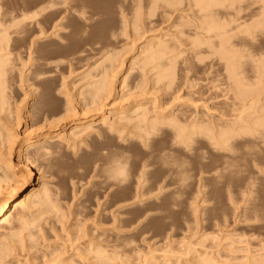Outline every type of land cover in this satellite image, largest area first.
Segmentation results:
<instances>
[{
  "label": "rangeland",
  "instance_id": "rangeland-1",
  "mask_svg": "<svg viewBox=\"0 0 264 264\" xmlns=\"http://www.w3.org/2000/svg\"><path fill=\"white\" fill-rule=\"evenodd\" d=\"M48 1L59 3L55 7L58 14L51 17L50 22L51 27H58L53 31L56 35V30L61 28V31L58 32V38L55 35L49 40L44 39L38 48L40 56L48 59L50 64L55 61L54 65L52 63L48 68L44 67L52 73L37 83L40 89L34 98L28 99L31 104L38 101L37 107L41 110L38 118L42 121L47 116L48 119L65 116L66 101L62 94L64 80L78 87L74 94L78 90V93H82L87 83L86 77L83 78L91 71L90 67L104 62L109 57L104 56V52H109V55L112 51L115 55L111 53L113 62L112 59L105 62L109 67L115 68V58V61L119 59L117 64H122V59H125L118 77L123 79L128 75L129 80L125 82L122 95L133 94L138 90L142 93L125 98V102L110 100L108 104H116L112 110L105 109L106 112L111 111L110 117L117 119L114 111L119 107L131 106L127 108L131 109L140 102L146 110H152H147L151 113L148 126L151 125L152 117H158V126L155 125L157 128L154 130L151 128L153 131L149 139L147 134L142 135L145 129L148 130L147 127L142 126V131L129 125L127 131L121 132L122 135L118 131L109 133V126L101 127L96 122L92 125L95 129L92 127L93 131L83 135L76 150L62 143L63 149L50 155L46 162L30 157L37 172L30 191L48 187L50 197L56 201L49 197L54 202L51 204H56L57 208H50L47 204L37 207L39 202L34 200L37 203L32 211L24 210V213L22 210L15 215V218L27 216V212L32 224L24 228L21 234L19 231L20 235L16 234V238L14 236L2 241L0 252H5L0 253V256L3 264H60L61 261L63 264H72L73 261V264H85L87 260L93 264H105L103 257L107 256L112 258L110 264H253L257 259L264 258V55H231L226 56L228 60L219 54L196 56L192 50L197 40L194 35L192 37L193 28L177 26L179 13L173 17L166 15L169 10L166 4V11H162V2L159 3L161 6L154 4L157 9L152 7L155 0H0V10H22ZM158 7H161L159 11ZM261 7L262 4L254 5L245 17L262 14ZM150 10H156L154 16ZM136 16H142L141 19L137 18L142 23L136 21L142 26L141 29L137 27L139 31L145 26L149 28H143L146 34L141 31L142 39V34L137 33L138 29L132 31V24L135 23L132 20ZM248 18L245 22L249 24L252 21ZM123 21L129 24V29L126 26L127 32L122 26ZM122 28L124 31H121ZM181 29L185 35H182ZM135 33L140 35L139 40ZM174 35L182 40L175 39ZM60 36L63 38L60 39ZM147 37L150 40L154 38L155 42L158 38L165 37L166 42L171 39L172 46L179 49L177 53L174 52L176 56L183 51L180 56L173 58L171 53L169 58L168 55L163 58L165 62L162 65H166V61L171 58L168 61H174L175 64L174 70L171 69L173 77L168 75V79H162L159 82L162 85L153 83L162 68L154 71V64L145 67V56L142 60L139 53L150 41ZM18 44L20 49L27 45L23 41ZM93 45L98 47V53L92 51ZM215 46L212 45L213 49ZM238 48L262 52L264 38L248 40ZM120 49L129 52L121 54ZM26 55L24 53L23 58ZM26 59H23L24 62ZM57 60H63L62 64L57 63ZM171 62H168L169 70ZM231 64L237 68L234 78V73H228V65ZM36 66L39 67L32 63L29 68L38 72L44 69L41 65L39 68ZM17 70L14 72L16 81ZM18 88L11 93L13 103L22 99L23 91ZM40 105L43 109H40ZM160 106H163L164 111V108L167 109L162 116ZM125 114L131 115V112ZM171 116H175V119ZM99 117L97 115L96 120L99 121ZM171 121L173 124L178 121V127L185 125L186 129L181 130L176 125L174 129ZM144 135L145 139L142 138ZM113 157L116 160L120 158L117 164L123 172L113 169L116 162ZM118 173H121V177ZM30 191L26 194H30ZM12 222L9 229L10 226L16 229V220ZM30 234L34 242L29 240ZM42 236L46 238L43 240ZM94 249L103 255L97 258L90 253ZM205 260L211 262L206 263Z\"/></svg>",
  "mask_w": 264,
  "mask_h": 264
},
{
  "label": "bare ground",
  "instance_id": "bare-ground-1",
  "mask_svg": "<svg viewBox=\"0 0 264 264\" xmlns=\"http://www.w3.org/2000/svg\"><path fill=\"white\" fill-rule=\"evenodd\" d=\"M174 1L175 0H155L152 2L153 3L152 7H155L156 5H158L161 2L163 3V4L161 3L162 5L166 4V8H168L170 10L169 11L167 9L168 11H166L165 5L162 6V11L164 9L166 11V15H168V16L171 15L170 17H173V15H175V13L176 14H177V12L179 13V17H178L179 23L177 26H180L181 28L182 27H185V28L186 27H192L193 28L194 34H192V37L194 35L197 38V40L195 42L196 46L194 49L192 48V50L196 54V56L201 55V54H204V55L206 54L207 56L219 54L220 56L221 55L224 56L225 57L224 59L228 60L231 55L232 56H237V55L239 56V55H244V54L248 55L249 54L248 56H250L251 54H254V53H255V56L257 53L264 55L263 54L264 51L258 52V50L254 51L251 48V50H253L251 52V50L248 51L249 49L245 50L244 48L243 49L238 48L239 46L242 47L244 44H246V42L248 40L255 41L256 38H258V37L264 38V6H263L264 0H176V2H174ZM58 4L59 3L55 2V1H48V2H43V3L37 4L35 6L28 7V8L26 7L25 9L23 8L22 10L18 9V8H10V9H7L3 12L0 10V244L2 243L3 240L6 241L10 238H13L14 236H15L14 238H16V234L20 235L24 231V228H26V227L29 228L30 224H32V223H30L31 221H29L27 218V216H28L27 212H26L27 216H22V215L19 216L18 215L19 217L15 218V215H17V213L19 211H21V212H22V210L23 211L24 210L32 211L31 209L36 207V205L34 206V204H36L37 202H39V204H38L39 206H37V207H40L42 205L45 206L47 204L46 206H51L50 208H52V206L54 209L57 208L56 204H55L56 207L54 206V204H51L53 202L52 201L53 198H52V196L50 197V195H49V191L47 189L48 187L46 188V186H44L43 189L40 191H34V190L32 192L30 191L31 189H33V185L35 184L34 182H35L36 177H37V172L35 170L36 168H34L35 164L33 165V161L30 159V157L37 158V161H39V160L45 161L46 159L49 158L50 155H53L54 153L57 154V152H59L58 149L63 147L61 145L62 143H67L68 146L71 145L69 147H72V149L75 148L74 150H76V146H78V144L81 142V139H83L82 138L83 135H85L89 131H93L92 127L95 129V127L92 125H94V123H96V122H99L98 125H101V127H103L102 125L109 126L108 130H107V131H109V133L110 132L112 133L114 131L115 132L118 131V134H122L121 132L123 130L127 131L126 127L129 125H130V127L133 126V128H136V130L142 129V126H143V128L147 127L148 130L145 129V131H143V129H142V131L144 132V133H142V135L147 134V137L149 135L150 136L152 135V131L154 130V128H157V127H155V125L158 126V122H157L158 120L156 121V119H158L157 115H156V117H157L156 119L152 117L151 125L148 126L149 119H150V118L148 119V116H150V114H151V113L149 114L148 111H150L151 108L149 106L150 110L147 108V110H148L147 111L146 107H144L143 104H141L140 102L135 103V105L132 106L131 109H127V108H130L131 106L130 107L129 106H122V107H119L118 109L116 108L117 110L114 111V114L117 117V119H115V118L113 119L112 117H110L111 111L106 112L105 109L110 108V110H112L118 100L124 101L125 98H127L129 96L131 97L135 93H136V95L138 93H142L138 90L139 89V85H138V89L137 88L136 89L139 92L137 91V92H133V94H131V93H129L127 95L125 94V96L122 95L123 90L125 89V87H124L125 82L127 79L129 80L128 75L126 77H124L123 79L122 78L119 79V77H118V75H120L119 73H120L121 68L125 65L123 63L125 59H122L123 60L122 64H120L121 62L119 64H117V61L119 59H117L115 61V59H116L115 58L114 62H116V65H118V66L116 67V65H115L114 69L112 67H109V65H106V64L109 61H111V59L113 62L112 56H115L112 51H111L112 56H111V53L108 55L109 52L108 53H106L107 51L104 52V56L107 55L110 57V60H109V57L108 58L105 57L106 60H108L107 63H105L106 60L104 58V60H105L104 62L102 61V63L100 62V64H96L97 66H94V68L90 67L91 71L87 72L86 73L87 76L85 75L83 78V80H84L86 77L85 82H87V83L85 86L86 90L82 91V93H78L79 92V90H78V92L76 94H74V91L76 92L78 87L76 88V87H74V85L67 84V83H65L67 80L66 79H65L66 81L64 80V82H63L64 84L62 87V89H64L63 90L64 92H62V94L64 95L65 101H66V110H65V113L63 112L65 116L58 117L57 119L56 118L48 119V116H47V118L45 120H42V121H41V119H39L40 118L39 112L41 110L39 111V107H37V106H39L38 101H36L35 103L33 102L31 104L28 101V99L34 98L36 96V93L38 92V88H39V87L37 88V83L40 81L42 82V80L47 78V76L51 75V73H52V72H48L50 70H46L45 68H48L49 65L51 66L52 63L54 65L55 61L53 60L54 62L52 61L50 64V61L48 59L46 60L45 58L40 56L38 48H39V45L41 44L40 43L41 41H43L44 39L51 38L52 36L54 37L56 35L55 32H53V31H55V29H58V27L57 26L51 27L52 25H51L50 19H51V17L57 16L58 13H56L55 7ZM154 4H156V5H154ZM183 4L185 5V7H183L184 6ZM257 4H259V5L262 4V7H261L262 8V11H261L262 14L259 13L261 17L258 19L259 14L257 15V13H255V14H252L253 15L252 16L250 13L249 15H251V18H250V16H249V18L247 16V18L251 19L252 22L248 24L247 22H245L247 19L245 17V14H246V12L248 14L249 10H251L253 8V6L257 5ZM159 8L161 9V7H158L157 11H159ZM56 9H58V8H56ZM155 9H157V8L155 7ZM152 10H154V9H152ZM152 10H150V13L153 14L152 16H154L156 10H155V12H152ZM165 11H164V13H165ZM140 13H141V11H140ZM150 13H149V16H150ZM160 13H162V12H160ZM255 15H257V18H255L256 17ZM138 17H139V19L142 18V16H136V17H134L135 20H132L133 22L135 21V23L132 24L133 27L131 26L132 28H134V30L132 29L133 32L134 31L136 32V30L139 27H140V29L142 27V26H140L142 23V20L141 21H139V19L137 20ZM163 18H164V16H163ZM126 19H128V18H126ZM148 19H150V18H148ZM148 19H147V22H148ZM124 21H125V19H124ZM124 21H123L122 26H124V28L126 29V32H127L126 26H128L129 24L127 25V23H125ZM136 21H139L141 23L136 24L137 23ZM191 21H195L196 23L193 24ZM147 22H145V23H147ZM157 24H158V22H157ZM159 24H161V22ZM53 25H55V24H53ZM153 25H155V24H153ZM175 25H176V23H175ZM175 25H174V27H175ZM162 26H160V27H162ZM59 27H61V26H59ZM62 27H63V25H62ZM180 27H179V29H180ZM124 28H122L121 31H124L123 30ZM143 28L140 31L138 29L137 33L140 32L139 34L141 35L142 34L141 31H143V34H146V33H144V29L145 28L147 29V26H145L144 29ZM60 29L61 28H59V30H56L57 35H58V32L61 31ZM128 29H129V26H128ZM179 29H178V31H179ZM66 30H67V28H66ZM149 31H147V32H149ZM181 31H182V29H181ZM182 33H183L182 35H185L183 31H182ZM143 34L140 37V39L143 38ZM151 34H152V32H151ZM179 34H181V33L179 32ZM57 35H56V37H57ZM59 35H58V37H59ZM135 35L138 36V34H136V33H135ZM176 35H177V33H176ZM176 35H174L175 39H179V37L177 38ZM61 36H63V35H61ZM61 36H60V39L63 38ZM139 36H138V40H139ZM163 36H165V34ZM152 37H154L153 34H152ZM167 37H168V34H167ZM186 37H188V36H186ZM164 38H161V39L158 38L159 41H157L158 39H156V42L154 41V38H152L151 40L148 38L150 41L148 40L149 42H147L145 44L146 46L144 45V47L141 48V50H139L141 59L144 58V56H145V60L142 59L143 61H145V63H144V65L146 64L145 67H147L149 64H154L155 68H154V66L152 68L154 71L155 70L159 71L160 68H162V70H160L161 72L159 71V75L158 74L156 75V77H157L156 81L153 79L154 85L158 84L162 79H163V81L165 79H168V75L170 77L172 71L174 70L172 68H173V65L175 64V62L174 61H172V62L168 61V60H171L172 58L168 59V60L166 59L167 60L166 65L167 66L165 64H164L165 66L162 65L165 62V60L162 61L163 58H165L167 55H168L167 58H169V54H171V53L173 55L171 54L170 56H173V58H174V56H176L174 54L177 53V50L179 51V49L176 46H172L173 43L171 44L172 40H174V38H172V36H171L172 40L170 39V41H169V39H167V42L164 40ZM67 39H68V37H67ZM180 39H179V41L182 40V39L181 40ZM64 40H65V38H64ZM18 41L19 42L23 41V42H25V44H27V45H25L26 46L25 48L22 47V49H24V50L20 49L21 46H19L20 44H18L19 43ZM59 41H61V40H59ZM145 41H147V40H145ZM194 41H195V39L193 40V43H194ZM135 42H137V40ZM47 43H48V41H47ZM174 43H177V42H174ZM183 43H185V41ZM134 44L135 43H133L132 45H134ZM195 44H193V45H195ZM213 44L216 45L215 49H213V47H212ZM18 46H19V48H18ZM249 47H250V45H249ZM216 48H217V50H216ZM114 49H115V47H114ZM97 50H98V47H95V46H94V48L92 47L93 52H97ZM120 51H121V49H120ZM124 51H126V50H124ZM124 51L123 52L121 51V54L122 53L126 54L129 52V51L124 52ZM182 52L180 51V55L182 54ZM24 53H27L25 58H23ZM121 54L119 56H121ZM258 54H257V56H258ZM178 55H179V53H178ZM219 55H216V56H219ZM226 56H229V57L226 58ZM139 58L140 57L138 55V59ZM23 59H26L25 62ZM76 60H78V59H76ZM233 60H234V58H233ZM59 61L60 60H57V63L62 64L63 60H61L60 62ZM168 62L172 63V64H170L171 65L170 70H169L170 66H169ZM32 63H33V65H34V63L38 64L39 67L43 66L42 69L45 67L44 68L45 70L43 69L44 72H42L43 70L41 72H38L36 70H32L31 68H29L32 66ZM104 63H105V66H104ZM232 63H234V62H232ZM17 66H20V67H18V68H20L19 71L21 69H23V70H21L19 72L17 70L18 69ZM107 66H108V68H107ZM36 67H38V66H36ZM143 67H141V68H143ZM235 68L236 67H234V64L233 65L231 64L230 66L228 65V70H229L228 73L230 72V75H233V73L237 70V68L236 69ZM30 69L32 72H34V71H36V72L29 73L28 71H30ZM33 69H34V67H33ZM171 69H172V71H171ZM16 70L18 71L17 72L18 73L17 81H16V77H14V72ZM132 71H134V70H132ZM142 71H144V70H142ZM148 71H149V69H148ZM154 71H152V72H154ZM27 72L29 74H27ZM73 72L71 71V73H73ZM168 72H170V73L168 74ZM55 73H56V71H55ZM163 73H164V75H163ZM165 74L167 75V78H166ZM173 75H174V73H173ZM147 76H146V78H147ZM234 76H235V73L233 75V78H234ZM171 77H173V76L171 75ZM31 81H33V84H31ZM147 81H145V82H147ZM150 81H151V79H150ZM18 83H19V85H17ZM16 85L23 91V94H21L23 96L19 102L16 101V102H14L15 103L14 104L13 101H11V93H14L15 88H18ZM40 85H42V84H40ZM44 85H46V84H44ZM159 85H162V83L161 84L159 83ZM163 86H164V83H163ZM168 86L169 85H167V87ZM141 87L142 86L140 85V88ZM147 88H149V87H146V89ZM150 89H148V90H150ZM154 89H155V87L152 89V91H154ZM160 90H161V88H160ZM161 91H163V90H161ZM15 97H16V95H15ZM19 97H21V96H19ZM82 98H83V100H82ZM145 98L146 97H144V99ZM112 99H114V102H116V103L115 104L114 103L108 104L109 101ZM12 100H14V99H12ZM174 102H175V100H174ZM167 104H165V106ZM43 105H45V104H43ZM154 105H156V102ZM41 107L42 106L40 105V109H43ZM160 108H161V106H160ZM164 109H165V111H167L166 108H164ZM186 110H187V108H186ZM165 111L163 110V106H162L160 115L161 116L164 115L166 113ZM126 112L127 113L131 112V115L130 114L126 115L125 114ZM151 112H152V110H151ZM112 114H113V112H112ZM124 114L126 115V118H125ZM97 115L100 116L99 121L96 120ZM127 116H129V117H127ZM121 117H123L125 119H123ZM171 118H172V116H171ZM166 120L167 119H165V122H166ZM176 120H177V118H176ZM171 122H169V126H171V124H170ZM177 122H175V124H173V122H172V124H173L172 127L174 126V129H176L175 125L179 129L181 127V126L178 127V125L176 124ZM185 122L187 123V121H185ZM162 123H163V121H162ZM188 123H189V120H188ZM40 124H41V126H40ZM36 125L40 126V128H37L38 126L36 127ZM144 125H145V127H144ZM33 127H34V129H33ZM130 127H129V129H130ZM149 127H150V129H149ZM35 128H37V129H35ZM97 128H99V127H97ZM181 128H182L181 130H184L185 125H184V127H181ZM188 129H189V127H188ZM133 131H135V129ZM137 132H139V131H137ZM178 132H180V131L178 130ZM123 133H125V131ZM131 133H132V131H131ZM185 133H186V131H185ZM182 134H183V132H182ZM145 137H146V135H144V137H142V138L145 139ZM127 141H129V138L127 139ZM67 145H66V147H68ZM64 146H65V144H64ZM124 155L126 156V154H124ZM125 156H123V157H125ZM113 158H115V157H113ZM107 159H108V157H107ZM115 160H116V158H115ZM119 160H120V158L118 160H116V162H114L115 165H114L113 169H116V171H117V169L120 170V167H121L117 164V162L119 163ZM108 166H110V164ZM111 166H112V164H111ZM122 166H124V161H123ZM102 168H103V166H102ZM106 171H108V169H106ZM104 172H105V170H104ZM120 172H123V169H122V171L120 170ZM49 174H50V172H49ZM109 174H110V172H109ZM112 174H114V173H112ZM117 175H120V177H121V173H118ZM142 179H143V176H142ZM172 181L174 182V180H172ZM158 189H160V188L158 187ZM28 191H30L31 193L26 194V193H28ZM154 193H155V191H154ZM158 193H159V191H158ZM152 195H154V194H152ZM156 196H158V195H156ZM49 197L52 199H50ZM34 200H37V202L35 201L36 202L35 203ZM24 213H25V211H24ZM24 213H23V215H24ZM19 214H20V212H19ZM29 215H30V213H29ZM15 220L17 223L16 227L18 229L17 228L14 229L11 226L9 229L8 226L11 223H13L12 221L15 222ZM7 230H8V232H7ZM25 230H27V229H25ZM19 231H21V232H19ZM32 236H31V234L29 235V240L34 242V240H32V238H33ZM45 238L46 237H43V240ZM22 242H25V241H22ZM32 245H33V243H32ZM23 246H24V244H23ZM22 248L25 249L24 247H22ZM20 251H21V248H20ZM3 252H5V251H1L0 253L3 254ZM90 253L91 254L93 253L96 256H98L97 258H99V256L103 255V253L101 251H99V250L95 251V249L92 250ZM47 257H48V253H47ZM92 259H94V258H92ZM103 260H104L105 264L112 263V258L110 256L103 257ZM36 261H37V259H36ZM65 262L66 261H64V263ZM73 262H72V264H73ZM205 262L210 263L211 260H205ZM0 264H3L1 256H0ZM58 264H59V262H58ZM60 264H63V261H61ZM75 264H77V263L75 262ZM85 264H93V263L90 262V260H87V263H85ZM240 264H251V263H240ZM253 264H264V258L261 257V258L257 259L256 261L253 262Z\"/></svg>",
  "mask_w": 264,
  "mask_h": 264
}]
</instances>
